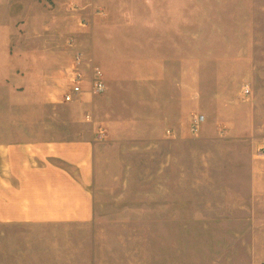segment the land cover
<instances>
[{
	"label": "crops",
	"instance_id": "crops-1",
	"mask_svg": "<svg viewBox=\"0 0 264 264\" xmlns=\"http://www.w3.org/2000/svg\"><path fill=\"white\" fill-rule=\"evenodd\" d=\"M241 13L242 7H192L189 0H0V264H188L182 247L175 263L172 247L144 248L138 231L120 230V223L139 220L134 215L100 214L95 189L101 146L135 138L147 98L155 107L148 113L157 110L146 87L173 76L177 92L164 115L165 137L154 134L156 115L148 116L149 154L154 158L165 145V176L179 174L182 189L189 174L184 163L178 171L177 162L191 156L201 160L198 188L247 189L250 194L239 199L207 204L213 210L203 221L249 224L222 233L231 239L226 253H257L254 240L260 234L253 224H264V200L255 193L264 190V163L256 159L264 158L256 152L264 143L254 141L253 152L239 149L242 142L235 137L244 131L231 114L235 104L219 105L215 117L197 104L206 98L199 64L260 60L251 43L250 50L238 53L227 33L238 29L233 15ZM198 14L212 15L213 21L200 17L190 23ZM205 31L213 34L202 36ZM88 46L101 49L98 57L91 52L99 63L85 55ZM77 52L101 68L106 90L91 92L93 73L84 63L83 91L66 102ZM252 84L251 77L244 79L240 97L245 85L251 87L247 99L252 97ZM210 93L222 97L224 90L219 84ZM189 102L197 104L191 111L205 116L196 136L188 126ZM245 107L251 127L246 134L252 135L258 131L256 112L264 105L254 100ZM215 156L224 161L213 162ZM168 201L159 206L169 213L164 218L155 213L149 221L189 222V203ZM260 248L264 253V245Z\"/></svg>",
	"mask_w": 264,
	"mask_h": 264
},
{
	"label": "rangeland",
	"instance_id": "rangeland-1",
	"mask_svg": "<svg viewBox=\"0 0 264 264\" xmlns=\"http://www.w3.org/2000/svg\"><path fill=\"white\" fill-rule=\"evenodd\" d=\"M189 5L200 8L210 6L242 7L245 12L233 15L234 19L232 22L238 23V29L230 30L227 33L235 38L237 42L235 50L238 53L243 54L245 51L250 50L249 44L251 43V49L256 54V59L260 60L251 64L243 60L221 64H199V70L201 71V76H203V88L206 90V98L202 101V105L200 103L197 104L205 113L208 112L213 117L217 114L219 105L226 106L229 103L235 104L236 111L231 114L236 115L235 117L243 122V125L237 126V129L241 128L244 131L243 134L235 137L239 142H242V148L239 147V149L253 152L255 148L254 141L264 143V111H261L259 108L256 112L258 131L252 135L246 134L251 127L248 119L249 109L245 106H248L254 100L255 104L256 101L259 102L260 107L264 105V61H261V59H264V0H189ZM192 17H195V20L194 18H190V23H196L198 21L197 18L201 19L200 17L213 21L212 15L203 14V16H200L198 14ZM86 23L83 22V24ZM250 24L253 27L251 31L248 30ZM208 33H211L210 36L213 34L212 32L205 31L201 32V35L207 36L206 34ZM84 49L86 50V56L88 55L89 58L99 63V60L92 56L91 52H95V55L98 57L101 54L100 48L88 46ZM218 65L219 68L217 67ZM247 77H251L253 81V95L250 99L240 97L239 95L243 81ZM173 79L174 76L170 80L154 82L153 86L146 87L147 93H151L150 99L154 102L155 106L157 105V110L155 112L150 110L151 112L148 113L150 107L154 109L155 107L149 105L147 98V105L145 107L142 106L143 112L141 113L145 116L142 117L139 123L140 126L137 128L138 133L135 138H124L119 144L113 143L101 146L102 148L98 152L97 179L95 184L96 197L100 200L98 211L104 215H134L139 218L135 222L120 223V230L131 229L138 231L141 236L139 239L140 245L144 248L156 246L158 250L162 249L164 251L165 247H172L175 263L179 262L177 260H180L178 258L180 255L176 253L178 252L179 254L183 249V252H186L188 264H232L235 261L241 262V264H262L264 263V253H262L260 247L264 245V224H253L258 226L254 230L260 234L254 240L257 246V253L234 256L226 253L231 239H228V236H222V233L232 230H245L249 224L203 221L206 219L204 214L211 211L208 212L210 214L213 210L212 208H208L207 204H210V202L213 204L220 202L228 203L234 200V196H237V199H239L244 197L242 195L250 194L247 189L232 191L198 188L195 182L198 179V174L202 170H197L200 167L199 163L201 160L195 156L178 160L177 162L176 169L178 171L181 170V163H184L189 174V181L186 182L187 187L182 189L180 185L182 181L180 180L179 174H175L172 171L165 176V145L162 144L158 148L154 158L149 154L148 137L150 136V120L148 116L156 115L157 126L154 134L157 136L161 134V138L165 137L164 115L168 111L169 106H171L172 99L177 92L173 87ZM192 81L194 80H190V82ZM219 84L223 87L224 93H222V97H213L210 92L219 86ZM132 96L130 95V98ZM214 99H221V101L219 103V101ZM194 102H189L190 111L197 108V104H194ZM203 111L197 109L190 113L188 126L193 136L199 133H193L192 122L196 115H203ZM224 112L225 117L227 112ZM189 149L190 152L196 151L191 150L190 147ZM203 149L206 151L211 150L207 145H204ZM212 149L216 148L212 147ZM222 149L223 147L220 150ZM170 150L172 148L169 147ZM176 150L179 151L178 148ZM256 160L264 163V159ZM212 161L220 164L224 160L215 156L212 158ZM217 180L219 182V178ZM216 184L218 187L224 186L222 183ZM199 185L202 186L203 182L200 181ZM257 193H255L256 199L259 202L264 200V190L262 192L259 191L262 195H257ZM166 199L174 202L172 203L173 205L176 202H180V200L189 203V222L166 223L149 221L150 217L154 216L155 213L158 218H164L169 213V211L167 213L162 212L161 210H164L165 207L159 206ZM149 200L156 201L157 205L149 204ZM198 214L202 215L198 216ZM165 233L169 235L167 239L164 237ZM170 235H172V238ZM180 235H183V237ZM240 241L244 243L245 239L242 238ZM248 241L249 243L253 242L251 239H248ZM158 257L164 258L163 255H158Z\"/></svg>",
	"mask_w": 264,
	"mask_h": 264
},
{
	"label": "built area",
	"instance_id": "built-area-1",
	"mask_svg": "<svg viewBox=\"0 0 264 264\" xmlns=\"http://www.w3.org/2000/svg\"><path fill=\"white\" fill-rule=\"evenodd\" d=\"M74 9H78V5L73 7ZM83 22L86 23V20L83 19ZM84 63H88L90 69L92 70V77L90 79V87L91 92L93 94L103 93L106 90V84L103 79V74L101 68L97 65H94L91 60H87L83 52H77L74 58V66H73V78L71 89L68 93L65 94L66 102H73L79 98L83 91V84L86 80L85 74L82 72L81 66ZM244 98H247L251 94L250 85H245L244 87ZM205 121V116L200 114L194 117L192 122V131L197 134L200 132L202 124ZM256 155L260 158H264V147L258 148Z\"/></svg>",
	"mask_w": 264,
	"mask_h": 264
}]
</instances>
